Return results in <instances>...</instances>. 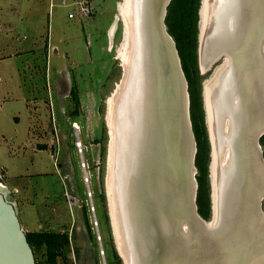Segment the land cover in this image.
Segmentation results:
<instances>
[{
	"label": "water",
	"instance_id": "water-1",
	"mask_svg": "<svg viewBox=\"0 0 264 264\" xmlns=\"http://www.w3.org/2000/svg\"><path fill=\"white\" fill-rule=\"evenodd\" d=\"M170 1L118 8L122 72L104 118L118 255L122 264H264V0H202L198 11L200 74L221 61L201 84L208 220L196 205L187 81L164 22ZM11 195L0 191V264H36Z\"/></svg>",
	"mask_w": 264,
	"mask_h": 264
},
{
	"label": "rangeland",
	"instance_id": "rangeland-1",
	"mask_svg": "<svg viewBox=\"0 0 264 264\" xmlns=\"http://www.w3.org/2000/svg\"><path fill=\"white\" fill-rule=\"evenodd\" d=\"M13 1L17 0H6L5 4H2L7 7L0 10V26L6 35L8 31L5 29L12 26V20H9L7 15L16 13L18 9L17 5L13 6ZM50 1L54 3V0ZM58 1L61 6H53L50 14L47 7L42 14L39 12V16H35L36 19H31H38L40 25L44 23V27L41 26L37 34H28L31 36L29 40L21 34L17 37L19 39L15 38L21 45L15 46L13 50L4 48L11 42V38H3L0 41L3 45L0 49V127L10 132L12 123L21 120L20 127L25 129L27 125L24 113L28 110L32 114L27 118L29 133L27 135L26 130V138L23 136V139L29 137L33 145L30 146L32 154L47 158L43 167L44 173L47 178H53L54 182L58 179L60 186L56 195L58 198L52 206L54 216L58 218L57 224L52 226V229L31 233L32 223L27 221L25 233L29 237L36 264H122L116 249L106 198L108 135L104 119L105 100L116 87L122 72L119 59L116 58V48L122 39L121 20L111 47L108 40V30L118 15L122 1L86 0L83 7H88L89 12L88 16L84 17L86 22L79 28L76 23L66 21V14L76 7L77 2L84 0ZM200 5L201 0H171L165 25L174 41L182 70L186 68L192 74V95L195 104L192 113L191 91L187 82L189 118L194 140L196 142L195 121L203 148V155L198 158L196 143V165L198 162L200 168L207 172L200 207L201 212L206 213L208 205L210 217V201L206 204L205 196L210 192L209 142L204 112L202 122L198 103L201 101L202 82L211 76L221 61L216 60L206 72L200 74ZM169 8L171 12L168 17ZM87 22L93 24L95 29L89 31L87 27L91 25L87 26ZM72 33L74 38H68V34ZM16 41L14 40V43ZM23 41H28V44L25 46ZM194 66L196 74L193 72ZM23 96L28 98L27 103L21 101ZM75 123L79 130L74 129ZM260 142H264V136ZM9 167H0V184L14 188L16 185L13 180H17L19 175L9 174ZM198 176L197 170L196 205L199 212ZM201 182L203 183L202 179ZM17 189L18 192L10 190L11 193H16L11 197L15 205L17 204L20 218L23 215L20 201L23 205L26 203L27 198L23 192L28 188L26 185H19ZM47 234L58 236L56 244L50 248L43 241L44 235ZM115 253L119 259L115 258Z\"/></svg>",
	"mask_w": 264,
	"mask_h": 264
},
{
	"label": "crops",
	"instance_id": "crops-1",
	"mask_svg": "<svg viewBox=\"0 0 264 264\" xmlns=\"http://www.w3.org/2000/svg\"><path fill=\"white\" fill-rule=\"evenodd\" d=\"M42 1V2H41ZM86 1V0H84ZM6 0H0V10L4 9ZM83 2V1H82ZM4 3V4H2ZM17 5V12L13 14L10 13L7 15L9 20H12V26L5 29L7 32V35L4 34V32L1 29L0 26V41L3 38H11V42H8V45L4 47L5 49H14L15 46L21 45V43L16 41L18 36L21 34H24L23 36L27 38L26 40H29L31 34H37L39 32L40 27H44L43 25H40L39 22L36 19L35 16H39L43 10H45L48 7V14L51 13V8L55 5H60L58 0H54L53 2H49V0H17L16 2L13 1V6ZM66 7V6H64ZM41 10V11H40ZM74 9L72 8V11ZM71 11V12H72ZM40 12V13H39ZM42 14V13H41ZM34 18L33 20H31ZM86 20V19H85ZM84 20V17H79L75 19H69L68 14H66V21H72L76 23L78 28L86 22ZM91 21V20H90ZM10 22V21H9ZM8 22V23H9ZM1 23V22H0ZM86 25H91L87 29L94 30L93 24L90 22H87ZM38 30V31H37ZM45 30V29H44ZM49 31V27H48ZM29 34V35H28ZM43 35V34H42ZM40 35V36H42ZM68 38H74V34H68ZM76 34V38H77ZM16 38V39H15ZM14 40L16 43H14ZM24 42V45L26 46L28 44V41ZM22 42V43H23ZM1 43V42H0ZM66 47L68 45H65ZM3 45L0 44V49H2ZM75 48L72 50L74 51ZM26 92V91H25ZM26 97L23 96L21 98L22 102L27 103ZM25 119H26V127L25 129H22L20 127L21 120L16 123H12V129L10 132L4 130L3 127H0V167L6 168L9 167L10 170L8 173L12 176H18L19 178L17 180H13L16 185L15 187L21 186H27L28 190H21L24 193V196H26L27 201L26 203L21 204L20 201V208L22 209L23 215L20 216V223L24 230L26 231L25 224L27 221H30L32 223L31 225V233L37 232V231H44L48 228L52 229V226L57 224V217L54 216V209H52V206H54L55 200H57L58 196V189L60 188L58 184V179L53 181V178H47V174L44 173V165L47 160L43 155L39 154H32L31 147L32 142L29 141V137L27 136V139L24 140L23 136L26 138V130L27 135L29 133L28 131V121L27 118L30 117L29 111H25ZM12 117V116H11ZM15 117V116H14ZM19 117V116H17ZM57 117L54 116V119L56 122H58ZM13 120V119H12ZM60 121V120H59ZM61 126V123L59 124ZM49 161V160H48ZM6 188L11 192L12 189L17 190V188ZM11 190H10V189ZM52 188V189H51ZM26 193V194H25ZM11 194H16L14 191H12ZM44 197V198H43ZM17 205V204H16ZM48 211V212H45ZM66 217V214H65ZM27 225V224H26Z\"/></svg>",
	"mask_w": 264,
	"mask_h": 264
},
{
	"label": "trees",
	"instance_id": "trees-1",
	"mask_svg": "<svg viewBox=\"0 0 264 264\" xmlns=\"http://www.w3.org/2000/svg\"><path fill=\"white\" fill-rule=\"evenodd\" d=\"M170 12H171V9L169 8L168 15H167L168 17L170 15ZM166 23H167V25L169 27L168 21ZM183 71H184L185 77L187 79V82L189 83V86H190L189 90L191 91V100H192V108H191V110H192V113H193V111H194V106L193 105L195 104V98H194V95H192V89H193L192 74L186 68ZM193 72H194V74L197 73V70H196L195 66H194ZM198 106H199V111H200V118H201V120L203 122V110H202L201 101L198 103ZM193 119H194V117H193ZM194 134H195L196 143H197V147H198V158H200L203 155V148H202L201 143H200V137H199V134H198L197 124L195 123V121H194ZM260 145L264 146V142H260ZM195 166H196V168L198 167L197 170L199 172V176H198L199 192H198V199H197L198 200V204H199V215L203 219L208 220L209 219V206L206 205V213H202L201 212L202 210H201V207H200V200L202 199V195H204V192H205L204 182H205V178L207 177V172H206L205 169L203 170V169L200 168L198 162H197V165L195 163ZM201 179L203 180V183L201 182ZM207 193H208V191H207ZM205 196H206V199H207L206 204H208V201H209L208 196H209V194H207ZM26 236H27L28 243L31 246V243H30V241L28 239L29 237H28V235H26ZM57 239H58V236L53 235V234H47V235H44L43 241L47 245V247L50 248L51 246L56 244ZM114 256H115L116 259H119L118 255L116 253H115Z\"/></svg>",
	"mask_w": 264,
	"mask_h": 264
},
{
	"label": "bare ground",
	"instance_id": "bare-ground-1",
	"mask_svg": "<svg viewBox=\"0 0 264 264\" xmlns=\"http://www.w3.org/2000/svg\"><path fill=\"white\" fill-rule=\"evenodd\" d=\"M122 2L124 1V0H121ZM171 2V1H170ZM201 6H202V0H201V5H200V10H201ZM200 10H199V14H200ZM199 17V16H198ZM121 20V18H120V16H119V13H118V15L117 16H115V18H114V21H113V23L111 24V26H110V28H109V30H108V40H109V45H110V47L112 46V44H113V40H114V36H115V33H116V31H117V28H118V23H119V21ZM121 22H122V20H121ZM164 22H165V17H164ZM122 29H123V24H122ZM122 40V39H121ZM199 43V42H198ZM199 45V44H198ZM121 48V49H120ZM118 49H119V51H118ZM118 51V52H117ZM116 56H117V60L119 59H121V58H123V56H124V44L122 43L121 45H119V47L118 48H116ZM206 111V110H205ZM206 115V114H205ZM206 120H207V116H206ZM75 125H77L76 123L75 124H73V126H75ZM207 126H208V124H207ZM74 129H76V130H79V128L77 127V126H75V128ZM262 129V128H261ZM260 129V130H261ZM263 129H264V127H263ZM81 146V145H80ZM262 166L264 167V165L262 164ZM211 180H212V174H211ZM0 191L5 195V196H8V194H9V190L5 187V186H2L1 184H0ZM264 207V199H261L260 200V210H261V214H262V216L264 217V211H263V208ZM263 208V209H262ZM187 235H188V232H187V226H186V224L185 223H182L181 225H180V228H179V236L180 237H182V238H184V237H187ZM118 252V251H117Z\"/></svg>",
	"mask_w": 264,
	"mask_h": 264
},
{
	"label": "built area",
	"instance_id": "built-area-1",
	"mask_svg": "<svg viewBox=\"0 0 264 264\" xmlns=\"http://www.w3.org/2000/svg\"><path fill=\"white\" fill-rule=\"evenodd\" d=\"M84 2H86V1L77 2L75 4L76 7L74 8V10L68 14L69 19H75V18H79V17H87L88 16L89 9H88V7H83ZM1 179H2V175L0 173V180Z\"/></svg>",
	"mask_w": 264,
	"mask_h": 264
},
{
	"label": "flooded vegetation",
	"instance_id": "flooded-vegetation-1",
	"mask_svg": "<svg viewBox=\"0 0 264 264\" xmlns=\"http://www.w3.org/2000/svg\"><path fill=\"white\" fill-rule=\"evenodd\" d=\"M262 147V151H263V159H264V146H261ZM199 213V212H198Z\"/></svg>",
	"mask_w": 264,
	"mask_h": 264
}]
</instances>
